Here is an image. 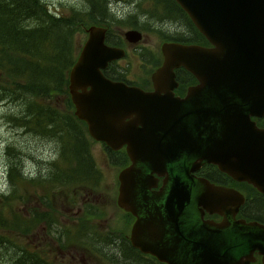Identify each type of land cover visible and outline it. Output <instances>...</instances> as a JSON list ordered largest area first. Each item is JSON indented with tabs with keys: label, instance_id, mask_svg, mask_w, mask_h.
I'll list each match as a JSON object with an SVG mask.
<instances>
[{
	"label": "water",
	"instance_id": "1",
	"mask_svg": "<svg viewBox=\"0 0 264 264\" xmlns=\"http://www.w3.org/2000/svg\"><path fill=\"white\" fill-rule=\"evenodd\" d=\"M176 2L209 45L164 42L148 91L105 75L126 50L90 25L69 72L75 115L93 139L125 147L118 205L135 217L129 238L140 252L165 264H248L258 250L264 263V224L236 219L244 195L197 175L212 164L264 193V127L253 119L264 117V0ZM124 36L135 44L143 33ZM181 67L197 80L183 97Z\"/></svg>",
	"mask_w": 264,
	"mask_h": 264
},
{
	"label": "rangeland",
	"instance_id": "2",
	"mask_svg": "<svg viewBox=\"0 0 264 264\" xmlns=\"http://www.w3.org/2000/svg\"><path fill=\"white\" fill-rule=\"evenodd\" d=\"M44 1L52 13L66 16L71 13L72 7H88L87 0ZM106 1L115 19L137 18L138 22L144 25V28L137 27L143 32L144 37L135 44L124 42L123 39L125 38L124 31L133 28L130 25L127 27L108 25V32H112V36H118L121 41L123 40L120 45L126 50V55L118 60L117 69L122 71L130 81L147 89L152 88L151 75L162 62L161 47L163 41L168 40L164 37L191 36L193 30L190 23L188 24L185 19L172 16L161 18L151 13L152 11L148 14L141 12V9L150 10L152 6L153 10L158 8L160 11V0ZM98 25L105 26L102 23ZM79 31L81 42L76 53L80 52L88 38V33L84 28ZM4 85H7V82L0 73V210L8 214V209H10L17 218L15 219L17 227L13 230L16 234L13 233L11 237L19 243L13 245L9 240L4 242L5 239H0V264H8L10 259L8 252L22 245L41 252L55 264H103L100 258L81 247L80 240L75 237L76 226L84 223L80 216L85 212L88 216L87 221L92 220V223L86 221L87 226L91 225L92 232L95 234L99 235L102 231H107L129 239L134 218L118 205L117 200L118 175L123 166L110 163L113 160L117 163L121 160L123 163L125 160L121 157L122 155L119 156L123 153L113 152L112 158V152H108L106 144L93 139L88 132L87 124H81L83 128H86L87 133H85L89 138L93 163L100 173L101 180L96 185H90V180L82 181L79 185L66 187L61 192L52 179L50 185L48 181L50 172L52 175L58 172L56 168L69 166L62 159V144L56 137L59 136L56 129L60 124L56 122L55 126V121H49V125L37 126L39 127H36L37 130L29 127L26 120L29 118L30 122L31 117L27 106L34 101L33 98L28 97L24 107V100L19 96L9 95L4 90ZM57 96L58 98L53 100L43 97V101L46 104L51 102L52 108L62 113L67 112V101L71 99L68 87L60 91ZM23 113L28 117L25 120L22 118ZM20 119L23 120L20 121ZM11 178H14L20 186L25 187V191L22 187L19 191L16 188L15 196ZM92 182L97 181L92 180ZM232 185L238 186L239 189L242 186L237 183H232ZM255 191L250 185L246 186V192L250 197ZM18 197L23 199V204L19 205ZM91 206H96L99 210L89 209ZM259 213L264 217V209H261ZM39 214H48V218L41 220ZM49 224L51 228H47ZM3 230L6 229L0 231ZM5 235H7V230L0 237H5Z\"/></svg>",
	"mask_w": 264,
	"mask_h": 264
},
{
	"label": "trees",
	"instance_id": "3",
	"mask_svg": "<svg viewBox=\"0 0 264 264\" xmlns=\"http://www.w3.org/2000/svg\"><path fill=\"white\" fill-rule=\"evenodd\" d=\"M144 1L146 2V0ZM160 2V11H158V8L153 10L152 6L150 10L141 9V12L148 14L152 11L151 13L161 18L172 16L185 19L188 24L190 23L193 30L191 36L179 38L165 36L164 38L177 42L209 45L207 39L199 32L176 0H160ZM87 3L88 7L85 8L72 7L71 13L66 16L52 13L48 10L49 7L44 0H0V73L7 82V85L3 87L9 95L19 96L24 100V107L26 99L28 97L33 98L34 101L27 106L31 121L29 122V118L24 113L22 114L24 120L28 118L26 123L29 127L37 130L45 124L49 125V121H55V126L56 122L60 124L56 129L59 136H55L62 144V159L69 166L56 168L55 170H58V172H54L52 175L50 172L48 181L50 185L52 179L55 186L61 189V192L66 187L79 185L82 181L90 180V185H96L100 182L101 176L93 163L86 128L82 127L85 122L79 120L75 113L73 114L75 107L72 100L68 99V110L62 113L58 109L52 108L51 102L46 104L43 97L50 100L58 98L59 92L69 86V71L77 59L78 53H76V50L81 42L80 35H78L79 29L84 28L87 30L90 25L100 23L107 27L108 25H118L120 27L130 25L136 29L144 28L142 22H138L137 18L115 19L109 11L106 0H87ZM111 33L108 32L107 34V42L114 45L122 44L123 40L121 41L118 36H112ZM111 65L112 68H115V76L111 75L110 72L109 75L115 79L123 80L125 74L117 69V62H113ZM181 71H178V77L183 81L185 75ZM190 75L194 78L192 74ZM23 119H20V121ZM257 120L264 125V118ZM108 152L111 153L112 151L108 149ZM122 153L119 156L122 155L121 157L125 160L123 163L118 158L119 163L115 160H113L114 163L112 161L110 163L126 166L130 160L126 152L122 151ZM112 154L114 153L112 152L111 156ZM213 172H215L216 177H220V183L228 184L229 179L227 176L224 177L225 175L219 172L218 169ZM65 173H67L66 175L71 174L66 176ZM11 180L15 189V196L16 188L19 191L22 187L25 191L26 188L17 184L14 178H11ZM92 180L97 182H92ZM18 202L19 205L23 204V199L18 197ZM89 209L99 210L96 206H91ZM39 217L41 220L47 219L48 214H39ZM87 217L85 212L80 216L84 223L76 226L75 237L80 240L82 248L87 249L106 263L164 264L155 257L146 256L139 249L134 248L131 245L130 238L120 237L119 234H112L107 231H102L99 235L95 234L92 232L93 227L91 225L87 226V222L92 223L91 219L87 221ZM15 219L17 218L10 209H8V214L0 210V230H7V235L0 237V239H5L4 242L9 240L13 245L19 243L14 237H11L13 233L16 234V231H13L17 227V220ZM49 226L50 224L47 225V228H51ZM6 230L0 231V235ZM76 245H79V243H76ZM8 255L10 257L8 264H55L41 252L29 249L27 245L13 248L8 252Z\"/></svg>",
	"mask_w": 264,
	"mask_h": 264
},
{
	"label": "flooded vegetation",
	"instance_id": "4",
	"mask_svg": "<svg viewBox=\"0 0 264 264\" xmlns=\"http://www.w3.org/2000/svg\"><path fill=\"white\" fill-rule=\"evenodd\" d=\"M164 42H177V41H173V40H166V41H163V43ZM180 43H184V42H180ZM185 43H187V42H185ZM189 44V43H188ZM161 53H162V49H161ZM163 59H164V56H163V53H162V62H161V64L163 63ZM113 62H117V64H118V60L117 61H113ZM113 62H111L108 66H107V68H105L104 70H105V74H106V72H107V76L109 77V78H111V79H113V80H117V81H123V82H125L126 84H128V85H130V86H138V87H140V88H142V89H145V90H148V91H151V90H153V82H152V75H151V82H152V88H150V89H147V88H144L143 86H141V85H138V84H136V82H133V81H130V79H128L127 78V76H124V78H123V80L122 79H115L113 76H115V74H114V70H115V68H112V63ZM160 64V65H161ZM160 65H158L156 68H155V70L160 66ZM154 70V71H155ZM179 70H182L181 72L182 73H184V75H185V79L183 80V81H181L180 79H179V77H178V71ZM153 71V72H154ZM109 72L111 73V75L113 74V76H111V75H109ZM153 72H152V74H153ZM175 72H176V80L179 82V87L178 88H176L175 90H174V92H175V95H177V96H185L186 95V93H187V90H188V87L189 86H191V85H193V84H197V81H196V79H194L190 74V72L189 71H187L186 69H184L183 67H181V68H178V69H176L175 70ZM190 74H189V73ZM262 118H264V117H262ZM254 120H256V122H257V124H258V126L259 127H264V125L262 124V123H260L257 119H261V118H253ZM81 121H83V120H81ZM262 124V125H261ZM100 142H102V141H100ZM104 143V142H103ZM107 146V145H106ZM108 147V146H107ZM108 149L110 150V151H112V152H122V151H124L125 150V147H122L121 149H119V150H113V149H111L110 147H108ZM126 151V150H125ZM130 164V162L126 165V166H128ZM126 166H123L122 167V169L123 168H125ZM121 169V170H122ZM216 169H218L217 168V166H216V168H215V165H212V164H204V165H202L200 168H199V170L197 171V175L198 176H202V177H206V178H208L211 182H213V183H215V184H218V185H225V186H228V187H231V188H235V189H237L239 192H241L243 195H244V197H245V201H244V203L240 206V208H239V211L237 212V214H236V219L237 220H239V219H242V220H244V221H246L247 223H250V222H259V223H261V224H264V217L259 213V211L262 209H264V193L263 192H261V191H259L257 188H255L253 185H251V184H249L248 182H239V181H236V180H234L232 177H230L229 175H227L226 173H223L222 171H220L219 169H218V171L219 172H221V173H223V175H225L224 177H228V179H229V181H228V184H224V183H220V177H216V175H215V172H213V171H215ZM215 176V177H214ZM119 179V178H118ZM232 183H237V184H241L242 186H240L241 188H242V190H241V188L239 189L238 188V186H235V185H232ZM119 185H120V181H119ZM247 185H250L251 187H253L256 191H255V193H254V195L252 196V197H250V195L249 194H247V192H246V186ZM118 194H119V187H118ZM117 200H118V195H117ZM258 206H260L259 208H258ZM126 211V210H125ZM128 212V211H127ZM130 213V212H129ZM131 214V213H130ZM131 216H133L132 214H131ZM133 218H134V221H135V217L133 216ZM206 218H210V219H213V220H215V221H217V222H221L222 220H223V217L219 214H212V215H209V214H206ZM133 226V225H132ZM130 237V236H129ZM131 245H132V243H131ZM133 246V245H132ZM134 247V246H133ZM135 248V247H134ZM146 256H150V255H147V254H145ZM102 260V259H101ZM244 260H249L248 258H244ZM102 263L104 264V263H106L105 261H103L102 260ZM165 264V263H164ZM248 264H264L263 263V257H262V255L259 253V251L258 250H255L254 252H253V254L251 255V258H250V261H249V263Z\"/></svg>",
	"mask_w": 264,
	"mask_h": 264
},
{
	"label": "bare ground",
	"instance_id": "5",
	"mask_svg": "<svg viewBox=\"0 0 264 264\" xmlns=\"http://www.w3.org/2000/svg\"><path fill=\"white\" fill-rule=\"evenodd\" d=\"M49 10V9H48ZM164 12V11H163ZM7 107V106H6ZM9 107V106H8ZM62 118V117H61ZM39 119V118H38ZM42 119V118H41ZM61 120H63V119H61ZM44 121V120H43ZM65 122V121H64ZM41 123V122H40ZM42 124V123H41ZM44 124V123H43ZM67 124V123H66ZM40 126V125H39ZM45 128V127H44ZM43 128V129H44ZM53 142V141H52ZM75 142V141H74ZM77 144H79L78 142H76ZM70 146V145H69ZM76 147V146H75ZM69 153V152H68ZM67 173H65V175H66ZM63 175H64V173H63ZM68 175H70V174H68ZM68 175H66V176H68ZM63 177V176H62Z\"/></svg>",
	"mask_w": 264,
	"mask_h": 264
}]
</instances>
